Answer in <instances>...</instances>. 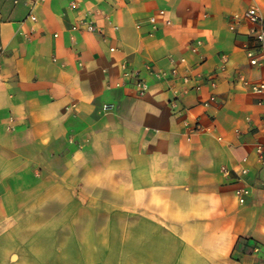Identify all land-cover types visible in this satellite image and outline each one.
Instances as JSON below:
<instances>
[{
	"label": "crops",
	"instance_id": "crops-1",
	"mask_svg": "<svg viewBox=\"0 0 264 264\" xmlns=\"http://www.w3.org/2000/svg\"><path fill=\"white\" fill-rule=\"evenodd\" d=\"M9 2L0 264H264V107L239 78L264 82L244 51L264 0ZM85 16L96 31L72 30ZM100 212V230L76 226Z\"/></svg>",
	"mask_w": 264,
	"mask_h": 264
},
{
	"label": "built area",
	"instance_id": "built-area-1",
	"mask_svg": "<svg viewBox=\"0 0 264 264\" xmlns=\"http://www.w3.org/2000/svg\"><path fill=\"white\" fill-rule=\"evenodd\" d=\"M165 12L162 10L160 11V15H164ZM239 15H235V17H238ZM247 20L250 23V32H249V38L244 43V51L246 55L247 61H249V64L253 66H264V15L260 11V9L256 7L249 8L247 14H246ZM32 18L36 20V16L33 15ZM151 22L156 21V16L150 17ZM140 27V25H138ZM84 28V30L88 32H94L96 31V25L93 21L92 17L85 16L79 20L75 24L72 25V30H81ZM199 43V42H198ZM198 43L196 45H198ZM198 48L197 46L193 47V50L196 51ZM116 50L115 47L112 46L111 51ZM172 74L174 76L179 75V71L177 68L172 69ZM241 84L251 90V92L256 95L257 101L259 104H261L264 107V82L262 83H255L248 78H246L244 75H241L240 77ZM183 79L186 80L187 76H183ZM123 85L133 86L135 93L137 96H143L147 93L148 90V83L141 77L140 73L138 71L130 70L128 72H125L123 76ZM213 100L215 98H212ZM197 130V128H194ZM256 151L259 156H264V135H263V141L256 145ZM243 173L247 174L248 170L244 169ZM249 189L247 187H242L238 189V196L240 198V202L244 203L246 201L245 196L248 195Z\"/></svg>",
	"mask_w": 264,
	"mask_h": 264
},
{
	"label": "rangeland",
	"instance_id": "rangeland-1",
	"mask_svg": "<svg viewBox=\"0 0 264 264\" xmlns=\"http://www.w3.org/2000/svg\"><path fill=\"white\" fill-rule=\"evenodd\" d=\"M16 3V0H13V4ZM12 2H9V0H0V6L1 7H7L11 6ZM83 209V208H82ZM81 218L80 220L76 221V226L80 227L81 229L88 226L90 223L93 224L98 230L100 228L105 227L109 222H111L112 219L107 218L104 216V212H100L99 215L95 219H88L87 217L84 216V213H81ZM116 224H121V218L117 217L116 218ZM68 227V225H66ZM125 236L120 233H109V234H100L97 236H94L93 234H86L83 235L82 241L87 242V243H100V242H105V241H110V242H117V241H122L124 240Z\"/></svg>",
	"mask_w": 264,
	"mask_h": 264
}]
</instances>
